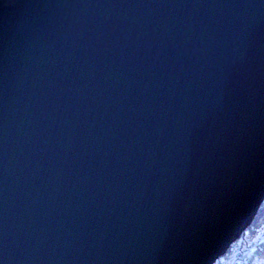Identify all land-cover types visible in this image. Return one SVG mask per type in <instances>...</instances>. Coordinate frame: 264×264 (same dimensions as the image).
<instances>
[{"label": "water", "instance_id": "water-1", "mask_svg": "<svg viewBox=\"0 0 264 264\" xmlns=\"http://www.w3.org/2000/svg\"><path fill=\"white\" fill-rule=\"evenodd\" d=\"M264 200V0H0V264H215Z\"/></svg>", "mask_w": 264, "mask_h": 264}, {"label": "trees", "instance_id": "trees-1", "mask_svg": "<svg viewBox=\"0 0 264 264\" xmlns=\"http://www.w3.org/2000/svg\"><path fill=\"white\" fill-rule=\"evenodd\" d=\"M215 264H264V200L251 224Z\"/></svg>", "mask_w": 264, "mask_h": 264}, {"label": "rangeland", "instance_id": "rangeland-1", "mask_svg": "<svg viewBox=\"0 0 264 264\" xmlns=\"http://www.w3.org/2000/svg\"><path fill=\"white\" fill-rule=\"evenodd\" d=\"M246 229H247V228H246ZM246 229H245V230H246ZM261 238H262V236L259 235L257 239L260 240Z\"/></svg>", "mask_w": 264, "mask_h": 264}]
</instances>
